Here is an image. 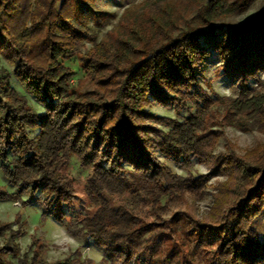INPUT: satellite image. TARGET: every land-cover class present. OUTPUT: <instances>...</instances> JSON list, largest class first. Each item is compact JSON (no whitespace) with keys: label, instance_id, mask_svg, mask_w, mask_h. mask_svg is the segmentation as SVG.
<instances>
[{"label":"trees","instance_id":"16d2710c","mask_svg":"<svg viewBox=\"0 0 264 264\" xmlns=\"http://www.w3.org/2000/svg\"><path fill=\"white\" fill-rule=\"evenodd\" d=\"M201 1L199 23L174 37L150 41L134 31L135 43L110 45L96 43L85 26L98 15L92 0H0V56L43 106L35 111L10 84V74L0 72V171L15 188H0V201L37 202L43 218L49 214L71 235L91 239L110 264L148 258L185 264L184 246L192 261L203 255L206 264H264V238L252 227L264 211V144L242 157L215 155L218 133L211 128L220 113L264 124V91L248 84L264 71V17L241 28L215 24L249 0ZM84 41L92 46L80 55V67L94 88L80 95L63 62L77 57ZM211 50L222 58L234 96L211 97L200 88L198 66ZM151 101L173 107L176 116L149 112ZM156 152L187 170L192 158L208 159L211 167L182 177ZM72 155L91 173L84 183L65 172ZM221 174L227 178L211 211L194 216L188 197L202 198L208 181ZM125 193L142 199L152 219L124 202L110 206L108 197ZM3 233L8 239L0 244V264L17 255L22 231L0 221ZM23 262L84 264L79 258L48 262L37 250Z\"/></svg>","mask_w":264,"mask_h":264},{"label":"rangeland","instance_id":"374dc122","mask_svg":"<svg viewBox=\"0 0 264 264\" xmlns=\"http://www.w3.org/2000/svg\"><path fill=\"white\" fill-rule=\"evenodd\" d=\"M204 4L201 0H92L90 5L97 11L98 15L96 20L86 19L85 26L96 43L104 42L110 45H118L119 40H130L135 43L136 33L134 31L139 32L140 35L144 34L150 41H154L163 39L166 34L174 37L188 27L196 26L199 23L198 14ZM261 17H264V0H249L244 10L230 14L222 20L216 21L215 24L241 28L248 22ZM91 46V42L84 41L80 48L81 53L77 57L63 62L74 72L70 84L80 95L94 88L80 67V55H83ZM222 63V58L218 52L211 50L209 56L198 66V84L211 97L234 96L236 94L232 90L231 80L221 68ZM12 70L13 66L0 56V72L7 71L10 74L9 82L19 95L25 97L27 103L35 111H43V106L24 89L13 76ZM257 77V79L249 78L248 84L258 91H264L259 83V80L264 81V71H260ZM147 110L158 116L169 118L176 116L173 107L158 104L156 101H151ZM184 113L185 110H182V114ZM222 115L223 113H220L213 117V124H211L213 125L211 128L218 133L212 150L213 154L232 153L242 157L246 152L264 144V124L260 122L259 118L235 115L226 119ZM152 124L162 130L167 129L164 125ZM156 156L173 172L182 177L205 174L211 167V161L208 159L192 158L190 168L187 170L176 165L172 160H165L158 152H156ZM65 172L80 183H84L91 176V173L83 169L73 155L68 158ZM226 178V175L222 174L211 178L202 198L188 197L189 202L193 205L192 213L194 216L202 218L211 211L218 184L225 181ZM0 188L9 192L15 190L2 176L1 171ZM26 198L27 196L23 195V199ZM108 201L113 208L124 202L146 219H152L149 207L136 195L125 193L108 197ZM42 210V207L33 200L26 205H21L20 202L12 200L0 201V221L9 222L13 229L19 227L22 231V235L15 240L18 248L17 255H6L5 264H23V260L29 259L34 250H37L40 257L48 262L62 261L65 258L72 260L79 258L84 261V264H110L105 259L102 250L91 239L85 240L82 237L71 235L64 226L58 224L49 214L43 218ZM252 227L260 238H264V211L252 222ZM7 239L8 234L3 233L0 236V244ZM170 246L171 243L168 248ZM182 248L179 249L185 257L184 263L187 261L185 264H191L190 261L193 264H206L204 260L206 256H196L195 261H192V259L189 260L190 256L187 254L188 246ZM134 264L160 263L148 258L145 262L137 261Z\"/></svg>","mask_w":264,"mask_h":264}]
</instances>
